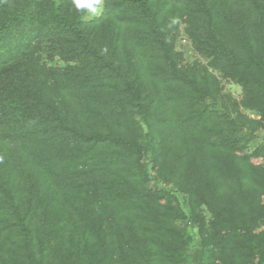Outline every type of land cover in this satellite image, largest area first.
<instances>
[{
  "label": "trees",
  "instance_id": "16d2710c",
  "mask_svg": "<svg viewBox=\"0 0 264 264\" xmlns=\"http://www.w3.org/2000/svg\"><path fill=\"white\" fill-rule=\"evenodd\" d=\"M0 264H264V0H0Z\"/></svg>",
  "mask_w": 264,
  "mask_h": 264
},
{
  "label": "rangeland",
  "instance_id": "374dc122",
  "mask_svg": "<svg viewBox=\"0 0 264 264\" xmlns=\"http://www.w3.org/2000/svg\"><path fill=\"white\" fill-rule=\"evenodd\" d=\"M180 45L178 46L179 47V49H182V50H184V52L186 51H188L187 52V55H189L188 57L190 58V59H193L194 57H195V55H194V53L191 51V49H190V47H189V44H188V41L187 40H181V42L179 43ZM230 86V85H229ZM237 90H238V88H233V91H234V93L237 95Z\"/></svg>",
  "mask_w": 264,
  "mask_h": 264
},
{
  "label": "clouds",
  "instance_id": "9594fccd",
  "mask_svg": "<svg viewBox=\"0 0 264 264\" xmlns=\"http://www.w3.org/2000/svg\"><path fill=\"white\" fill-rule=\"evenodd\" d=\"M92 2H96L98 3L99 0H75V3L76 5L79 7V6H82L84 4H88L89 6H91V3Z\"/></svg>",
  "mask_w": 264,
  "mask_h": 264
}]
</instances>
